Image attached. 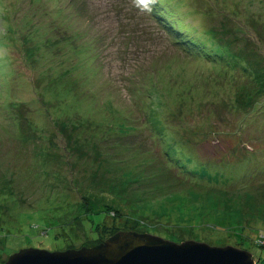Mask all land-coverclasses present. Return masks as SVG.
<instances>
[{
  "label": "rangeland",
  "instance_id": "rangeland-1",
  "mask_svg": "<svg viewBox=\"0 0 264 264\" xmlns=\"http://www.w3.org/2000/svg\"><path fill=\"white\" fill-rule=\"evenodd\" d=\"M105 221L264 264V0H0V258Z\"/></svg>",
  "mask_w": 264,
  "mask_h": 264
},
{
  "label": "water",
  "instance_id": "water-1",
  "mask_svg": "<svg viewBox=\"0 0 264 264\" xmlns=\"http://www.w3.org/2000/svg\"><path fill=\"white\" fill-rule=\"evenodd\" d=\"M3 264H255L252 254L232 245L180 243L148 233L119 230L91 245L64 250L23 248Z\"/></svg>",
  "mask_w": 264,
  "mask_h": 264
},
{
  "label": "trees",
  "instance_id": "trees-1",
  "mask_svg": "<svg viewBox=\"0 0 264 264\" xmlns=\"http://www.w3.org/2000/svg\"><path fill=\"white\" fill-rule=\"evenodd\" d=\"M172 28V27H171ZM195 44L198 46L200 45V43L198 42H195ZM202 45V44H201ZM202 49V47H201ZM176 141V143H178L177 140H174ZM179 148H181L180 145H178ZM191 159V157H190ZM195 165H198L196 162H192V165L194 166ZM84 214L87 216L89 214H104L106 216V218L110 217L111 220H115L117 217H120L119 213L117 211H112V209L108 206H100V207H96L94 204L90 203V202H87V204L85 205L84 207ZM94 229L96 231H98V237L95 238V239H90L89 241H86L83 243V245H88V246H91V245H94L102 240H104L105 238L109 237L110 235L114 234L115 232L121 230L119 227L115 226L114 224L113 225H108L107 222H103V224H96L93 226ZM233 233L235 232H232L231 235H229L228 237L230 239H234L233 241H235L236 244H239V245H243V242L242 241H238L234 236H233ZM262 237V236H260ZM259 237V238H260ZM261 240H257V244H259ZM244 246V245H243ZM2 250V247L0 246V252ZM1 257V256H0ZM3 259L0 258V264H3Z\"/></svg>",
  "mask_w": 264,
  "mask_h": 264
},
{
  "label": "snow or ice",
  "instance_id": "snow-or-ice-1",
  "mask_svg": "<svg viewBox=\"0 0 264 264\" xmlns=\"http://www.w3.org/2000/svg\"><path fill=\"white\" fill-rule=\"evenodd\" d=\"M140 2H141V3H143V2H144V0H140Z\"/></svg>",
  "mask_w": 264,
  "mask_h": 264
}]
</instances>
